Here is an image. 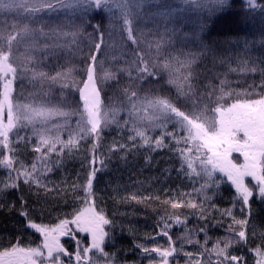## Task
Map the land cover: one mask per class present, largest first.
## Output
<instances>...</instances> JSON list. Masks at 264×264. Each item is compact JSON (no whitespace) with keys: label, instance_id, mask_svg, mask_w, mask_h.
Returning <instances> with one entry per match:
<instances>
[{"label":"snow or ice","instance_id":"obj_1","mask_svg":"<svg viewBox=\"0 0 264 264\" xmlns=\"http://www.w3.org/2000/svg\"><path fill=\"white\" fill-rule=\"evenodd\" d=\"M247 4L249 9L264 13V3L247 0ZM235 10L234 0H180L179 6L176 0H0V168L6 170L5 178L0 179V195L18 190L21 182L29 188L37 185V194L41 190L49 193L41 177L61 165L65 149L71 151L83 141L90 143L92 153L82 187L84 195L74 197L79 207L58 217L57 223L34 222L21 197L19 214L42 241L36 247L10 241V246L0 251V264H128L116 252L106 251V245L115 243L117 225L93 198V185L102 170L97 163L105 166L111 153L120 152L124 158L144 146L149 153L168 149L179 163L177 175L189 181L190 191L177 188L175 192L166 190L164 197L135 193L121 197L123 203L134 201L148 206L159 201L164 206L154 231L143 233V242L133 243L131 251L139 261L180 264L183 258L185 264H249L245 255L233 251L240 247L253 253L251 264H264V232L257 233L252 223L253 198L264 203V59L257 63L246 56L238 67H230L233 73L259 72L261 79L242 90L228 86L226 78L203 92L196 91L191 83L192 64L209 54L217 55L215 41L209 42L215 19ZM189 11L206 15L199 32L193 34L199 50L188 52L184 60L177 58L179 67L171 60L149 58L141 48L132 50L134 59L128 67L117 64L105 69L104 62L98 60L105 35L112 37L102 13L108 14L109 25L120 22L126 40L136 45L147 35L142 25L149 22L154 36L159 34L160 40L171 41ZM87 27L92 32H86ZM137 32L139 35L134 34ZM84 36L91 43L83 56L79 79L72 75L74 67L63 70L67 64L56 63L52 69L55 74L38 69L48 56H58ZM244 47L248 48L247 43ZM76 50L80 51L78 46ZM33 53L44 55L37 60ZM181 68L185 69L183 73ZM165 70L167 84L176 86L175 95H141V85L158 82ZM123 74L127 82L121 84ZM108 80L121 93V106L128 119L117 118L121 107L105 103L113 99L105 91ZM26 84L38 87L39 92L27 91ZM53 85L59 86L56 100L52 97ZM113 125L120 133L128 130L129 134L105 144L104 133ZM156 131L158 135H150ZM64 132L66 140L62 138ZM29 148L39 154L34 160L42 162V169L38 170L35 162L28 165L21 159ZM105 148L106 152L98 151ZM234 153L242 162L233 158ZM222 183L235 189L231 207L223 209L213 201ZM80 189L75 182L70 186L73 193ZM63 191L57 189L58 194ZM13 207L8 205L9 210ZM229 217L231 222H226ZM189 218L197 221L191 228L187 226ZM210 225L227 233L217 237L211 248L207 236ZM174 227H182V231L173 233ZM200 233L205 234L203 242L198 239ZM62 238H67L69 246ZM186 245H192L194 251H187Z\"/></svg>","mask_w":264,"mask_h":264},{"label":"trees","instance_id":"obj_2","mask_svg":"<svg viewBox=\"0 0 264 264\" xmlns=\"http://www.w3.org/2000/svg\"><path fill=\"white\" fill-rule=\"evenodd\" d=\"M257 3H264V0H257ZM234 4L236 10L217 17L210 29L211 40L209 42L215 41L214 47L216 48L217 55L209 54L207 57H201L191 66L193 76L191 83L194 85L196 91L203 92L210 85H219L220 80L225 78L228 81V86L238 90H242L252 81H259L261 79L259 72L233 73L229 70L230 67H238L240 60L246 56L250 61L255 60L257 63L260 59H264V13H261L257 9H249L247 0H234ZM101 15L104 18L105 27L109 28L112 32L111 39L108 35H105V45H102V55L98 56V60L104 62L105 69H112L117 64L120 67H128L134 59L132 50L137 48L143 49V54H146L149 58L153 56V53L157 52L159 62L171 60V63L175 67H179L176 63L177 58L184 60L188 52L199 50V41H193V34L199 32L204 18L193 16L192 12H188L181 19L179 30L171 41L167 38L160 40L159 34L154 36L152 31H149L153 30V24L149 22L142 25L147 35L136 45L126 40V33L122 32L120 22L109 25L108 14L102 13ZM205 15L206 13L204 17ZM100 18L99 16L97 17V19ZM170 26L175 27L176 25ZM195 26L199 29H193ZM86 32H92V28L87 27ZM134 34L139 35L138 32ZM189 36L192 37L189 38ZM204 38L207 39V36H204ZM59 42L63 43L64 41L61 39ZM90 43L91 41L87 36H84L82 39L78 38L76 45L60 51L58 56H48L47 60L43 61V65H48L49 67H44L41 64H38L37 67L38 69L55 74L52 69L55 68L56 63L67 64V67L63 70L67 71L68 67H74L76 71L72 75L79 79V70L83 67V56L86 54ZM245 43L248 45L247 49L244 47ZM157 44H159V47H157ZM77 46L80 49L79 52L76 50ZM21 51H25V49L21 48ZM33 55L37 60H41L44 54L33 53ZM225 56L227 59L222 63L221 59ZM184 71L185 69H180L181 73ZM167 79L168 73L165 70L158 82H153L152 85L148 83L141 85L144 89L141 95L159 94L174 96L176 86L167 84ZM126 82L127 75L123 74L121 76V84ZM112 85L113 82L111 80L105 82V91L109 97L113 98L110 101L105 100V103L110 104L113 108L121 107V110L117 113V118L120 120L127 119V112L121 106V93L112 87ZM47 88L48 86L44 85V89L47 90ZM58 88V85L52 86L51 91L54 100L58 98ZM26 90L39 92L38 87L34 89L32 85L28 84H26ZM128 134V130L120 133L116 126L113 125L111 129L104 133V143L111 144L113 138L119 139L120 136H127ZM98 151L106 152L107 149H100ZM53 154L56 155L55 153ZM34 155L36 154L29 148L23 152L21 159L26 164H30L35 161ZM91 155L89 142L82 141L80 145L71 151L65 149L64 154L61 156V165L53 169L54 172L60 171V174H55L54 176L49 174V178L55 179L56 184L59 183L57 187L49 186L48 183L47 185L51 190L49 193L41 190L37 194V185L33 184L29 188L21 182L18 190L13 189L0 195V205L4 206L0 208V251L9 247L10 241L13 244L17 240L21 244L29 243L28 241L33 243L42 241V236L36 233L35 230L27 228L25 218L19 214L21 197H23L26 206L31 211L34 222L43 219L47 224L57 223V218L61 217V210L65 205L74 201L79 206L78 200L74 199V197L84 195L82 187L85 183L86 173L88 172V161ZM122 155L120 152H113L110 154V159L106 162L105 166L97 163L96 167L102 170L97 172L94 180L93 198L103 208L106 216L110 219L115 218L117 225L115 241L120 240L129 243V238H133L131 236L133 230L138 233L154 230L155 222L164 214V206L159 201L150 203L148 206L137 204L134 201L123 203L121 202L122 196H130L135 193L143 196L155 194L164 197L166 190L175 192L179 188L187 192L190 191V188L188 187L189 181L177 175L176 169L179 167V163L171 153H168V149H159L149 153L147 146H144L139 150L128 153L124 158H121ZM149 156L152 161L157 157L160 158V161L157 159L154 162L166 164L169 161L174 165L166 168L167 171H162L159 174V171L157 172L153 169V163L149 164ZM233 158L238 162H242V158L237 153L233 154ZM155 166H159V163ZM5 171L0 168V179L5 178ZM73 182L81 185V189L76 193L70 190ZM58 188L64 191L58 194ZM209 194L211 195V192ZM234 194L235 189L229 187V190L224 189L219 191L218 195L215 196V201L223 204V207H231V200ZM9 204L14 205L11 210L8 208ZM252 207L254 210V221L252 223H254L257 233L264 232V203L260 202L258 197H254ZM169 211L172 210L169 208ZM237 216L239 218V213H237ZM226 222H231V218H226ZM196 223L195 219L189 218L187 226L191 228ZM211 228L212 226L210 225L207 236H211ZM218 229L219 231L214 236L224 237L227 235L222 228ZM251 230L252 225L250 224L249 232ZM172 231L173 233H180L182 227H174ZM204 235V233H200L198 238L203 239ZM238 250H244L243 254L251 256V253L247 249L238 247ZM183 260V258H180V262Z\"/></svg>","mask_w":264,"mask_h":264},{"label":"rangeland","instance_id":"obj_3","mask_svg":"<svg viewBox=\"0 0 264 264\" xmlns=\"http://www.w3.org/2000/svg\"><path fill=\"white\" fill-rule=\"evenodd\" d=\"M176 3H177V5L179 6L180 5V0H176ZM189 12H192V14H193V16H197V17H200V18H204V14H205V12H202V11H189ZM193 29H199L198 27H193ZM200 30V29H199ZM190 37H192V36H189V38ZM191 44H193L192 42H191ZM157 52H155V53H153V56L151 57V58H159V56H158V54H156ZM128 119V118H127ZM170 126V125H169ZM150 135H158V131H156V132H151L150 133ZM62 138L63 139H67V132H64V134H63V136H62ZM168 153H170L169 151H168ZM36 155H38V154H36ZM52 157L53 158H55V155L54 154H52ZM159 160L160 161V158L159 157H157L155 160ZM154 160V161H155ZM154 161H152L151 160V162L149 163V164H151V163H153V165H154V167H153V169H155L157 172L159 171V174H161V172L162 171H167V169L166 168H168V167H171L172 165H174L173 163H170L169 161L168 162H166V164H164L163 162H154ZM33 162H35V163H37V168H38V170H40V169H42V162H39V161H33ZM32 162V163H33ZM155 163V164H154ZM159 163V166H155L156 164H158ZM31 164V163H30ZM30 164H28V165H30ZM1 170H2V168H1ZM169 170V169H168ZM4 171V170H3ZM5 174H6V171H5ZM49 174H51V175H59L60 174V171H51V172H46V173H44L43 174V176L41 177V179L43 180V182L45 183V184H48L49 186H55V187H57V185L59 184V183H57L56 184V181H55V179H52V178H49L50 176H49ZM218 176L220 175V174H217ZM100 199V198H99ZM223 201H224V199H222ZM78 205H79V201H78ZM219 208H221V206H220V203L217 205ZM74 207H79V206H77V203H75L74 201H72V202H70L69 204H67V205H65L64 206V208H62V210H61V216H63L64 214H68V213H71L72 212V210H73V208ZM222 209V208H221ZM235 210V209H234ZM36 223H43V224H47L46 222H45V220H39V221H35ZM154 230H150V232H153ZM219 231V229L217 228V227H212L211 228V235H215L217 232ZM145 232H148V231H145ZM145 232H140V233H138V232H136L135 231V235L133 234V231H132V237L134 238H129V243H127V242H125V241H120V240H118V241H115V243H114V245H112V244H108V245H106V251H108V252H116L117 253V256L122 260V261H127L128 262V264H132V262L133 261H137V264H143V262H145V264H147V262L146 261H139L138 260V256H137V254L135 253V252H132L131 251V249H132V246H133V243L135 242V243H140V242H143V233H145ZM82 236H86L87 234H81ZM137 236H139V239H137L136 237ZM214 238L216 239L217 237L216 236H214ZM90 239V237H88L87 239H86V242H87V240H89ZM199 239V238H198ZM157 240L160 242V243H163V240H161L159 237H157ZM201 240V242H203V240H204V238L203 239H200ZM213 241L214 240H212L211 239V237L209 238V243H208V247L209 248H211L212 247V245H213ZM29 243H23V244H21V246H31V247H36L41 241H37L36 243H33V242H30V241H28ZM62 242H65V244H66V246H69V244H70V242H68L67 241V238H62ZM186 250L187 251H194V249H193V247H192V245H186ZM242 253V251H240L238 254H241ZM180 264H185V262H184V260L182 261V262H180Z\"/></svg>","mask_w":264,"mask_h":264}]
</instances>
